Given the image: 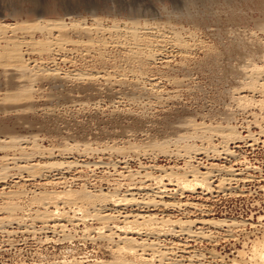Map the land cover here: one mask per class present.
I'll return each instance as SVG.
<instances>
[{
	"label": "rangeland",
	"instance_id": "rangeland-1",
	"mask_svg": "<svg viewBox=\"0 0 264 264\" xmlns=\"http://www.w3.org/2000/svg\"><path fill=\"white\" fill-rule=\"evenodd\" d=\"M34 4L45 10L35 9ZM0 15L3 17L0 18V40L7 42L0 43V49L9 52L13 48L12 53L21 51L23 58L7 60L13 58L10 56L4 61L5 58H0V139L8 142L11 138L36 140L40 151L54 153L50 162L65 160L86 166L65 174L68 188H56L54 182L59 177L54 175L44 181L20 182L12 177L16 170L8 171L7 175L12 176L6 183L14 186L18 182L19 187L5 191L24 189L28 194L22 193L24 197L21 195V199L13 201L26 212L18 211L19 218H34L35 211L28 210L34 203L32 192L35 191L45 194L49 189L46 194H58L72 188L75 192L112 193L115 186L125 190L131 181L120 179L116 169L111 168L116 164L118 171H125L119 168L124 166L123 160L129 161V170L133 173L153 164L182 168L184 157L168 158L153 151L155 144L172 143L185 134L194 137L190 144L202 147L203 142L192 134L208 127L209 130L218 126L227 130L228 125L243 137L249 133L259 137L258 144L251 147L250 141L230 143L236 161L234 158L214 160L201 154L192 161L202 163L203 172L210 166L234 167L238 162L249 163L256 169L251 174L253 181L239 187L233 185L232 193L227 192L226 196L214 194L209 198L200 194V190L186 193L184 200L198 204L200 211L192 209L193 213L184 217L225 220L243 226L237 240L221 237L218 243L191 241L189 246L196 254L205 256L202 264H233L240 262L239 252H248L251 247L248 237L251 242L256 237L261 240L264 232V108L261 106L264 94L252 92L247 87L246 76L252 68L264 72V0H0ZM56 21L63 23V32L50 25ZM14 24L22 30L19 27L15 33L4 32L3 26ZM136 25L155 27L153 31L144 30L148 33L143 40L163 48L146 50L139 43L146 52L134 60L128 49L133 45L123 34ZM173 34L188 48H176ZM97 38L111 42L99 46L101 49L98 47L102 55L87 47ZM57 39L66 45L53 46L48 55L39 52L40 43H55ZM114 41L121 43L117 46ZM14 65H19L22 73L26 65L30 72L26 75L29 78L31 75V80L25 74L21 78L20 69ZM78 74L92 75L90 77L97 80L75 77ZM103 74H108L110 81L113 79L111 83L103 80ZM262 74L260 82H264ZM243 95L249 98L251 108L237 99ZM188 123H192L191 127ZM192 126L198 127V131ZM169 147V151L175 149ZM117 148L121 154L111 152ZM63 149L72 150L66 151V154L70 152L67 158L60 156V152L65 153ZM3 151H0L2 165L9 155ZM45 161L37 158L35 163ZM96 162L103 163V168L94 169ZM6 183L0 184V190L7 187ZM54 190L57 192L53 193ZM1 200L2 209L8 201ZM3 202L5 204H1ZM33 206L32 210L35 204ZM31 213L35 214L31 216ZM158 214L166 216L172 212L159 209ZM40 226L37 221L36 233L24 232L16 225L3 233L0 231V264H58L65 260L71 264H91L94 260L106 264L115 262L106 243L96 241L94 235L90 241L82 239L84 230L98 226L93 222L69 226L67 232L74 236L69 243L57 241L58 236L52 233L37 231Z\"/></svg>",
	"mask_w": 264,
	"mask_h": 264
},
{
	"label": "bare ground",
	"instance_id": "bare-ground-1",
	"mask_svg": "<svg viewBox=\"0 0 264 264\" xmlns=\"http://www.w3.org/2000/svg\"><path fill=\"white\" fill-rule=\"evenodd\" d=\"M34 5H35L34 7L35 9L40 8L41 10H45V7L43 6H38L36 4ZM0 18L3 17L0 15ZM50 25H53L56 28L61 29V31L62 29L65 28L63 23L59 21H56L55 23H52ZM3 27L5 28V29L3 28L5 30L4 31L5 33H15L20 26L18 24L17 25L14 24V25H6V27L5 26ZM142 27L139 28L136 25L134 27L132 26L131 28H127L125 32L124 30H122L124 32V34L123 32L122 34L124 35V37H126V39L124 37L123 38L125 40L130 41V45L131 44L133 45L132 47L130 46V48L128 49L130 51L129 53L131 54L130 56H132L134 60L138 59V57H143V55L145 54L143 52L144 51L146 52V50L152 48L154 49L157 47L160 48V46L154 44V42L146 41L147 39L143 40V38L147 36L144 35L148 33L146 32L147 29L153 31L155 27L154 28L153 27L142 28ZM43 28L45 27L43 26ZM145 29L146 31H144ZM121 37L119 38L123 39ZM172 39L174 43L173 45H175L176 43L178 46H180L177 47L176 45V48H183V49L188 48V45H186L185 42H181L180 37H178L177 35H175L174 38ZM3 41L0 40V43L1 44L7 43ZM92 41L93 44L91 43V46H87V47H89L90 50L93 48L91 51L97 52L98 55H102L98 52L99 46L101 47L107 46L106 44L111 43V42L110 43L105 42L104 40L102 41L100 38H97L95 40L93 39ZM60 42H58L57 39V42L55 43L49 41L44 42L42 44L40 43L39 44L40 46L38 47H40L42 50H40L39 52L42 51V54L45 53L48 55L52 52L53 46L57 45V47L62 48L63 45H66V43L63 44ZM126 42L127 41H125V44L127 46ZM86 43H90V42H86ZM86 43H84V45H86ZM120 43L121 42L119 41H116V43L114 41V44H116L117 46ZM139 43H141L147 49L146 50L142 49ZM4 47H6V45ZM101 47L99 48L101 49ZM162 48L163 46L159 50H161ZM3 49L5 48L0 49L1 50L0 58H5L3 59V61L6 60V57L9 58L10 56L13 58L7 60H12V59L19 60L22 58V53H20L21 51L12 53L11 51L13 50V48L12 50H9V52L5 51L6 49L3 51ZM14 50L16 49L14 48ZM152 50L150 52H152ZM152 56H154V54L148 57H152ZM22 64H24V61ZM14 66L15 68H19V65H14ZM24 67L25 69L22 68L23 73L19 68L20 74L22 73L21 74L22 76L20 74L19 76L22 78L23 74H25V76L29 78V76L26 75V73L30 74V72H27L28 69H26V65ZM249 71L251 72L248 74V76H246L247 77L246 79L248 80L246 83L247 87L252 89V92L254 93L256 92L257 94H259L257 91H260V93L264 94V82H260L263 81L261 79L262 78L261 75H263L262 73L264 72L261 73V70L259 68L258 69L252 68L251 70L249 69ZM243 74L245 75V73ZM90 76H85V74L84 75L78 74L75 77L89 78L87 79V81L91 79H95ZM104 76L101 75V77H103V80L105 79L107 83L108 82L111 83L113 79L110 81V77H108L109 76L108 74L107 76L106 75ZM30 78H32L31 75ZM58 78H60V76H58ZM25 90H28V88ZM25 93H29V91H26ZM240 96L237 99L243 101V103L246 102L248 104V105L246 104L247 107L248 106L250 107L251 105L249 102L250 101L249 98L245 95H243L242 97ZM261 99L263 100V98ZM253 102L254 100L252 101V103ZM246 105L242 106L243 110L244 107H246ZM261 106L262 108H264V100L262 101ZM191 124H189V126ZM193 125L195 126V124ZM185 126L187 125H184V127ZM227 127H228L227 130H225L224 127L222 128L218 126L217 128L214 127L215 129L212 128V130H209L210 128L208 127V130H206L207 129L206 128L204 130L198 131V127L195 128L192 126L193 129L195 128L198 131L192 135H194L196 139H199L200 141L203 142L204 145L202 147L196 146L193 143L190 144L189 141L194 137L191 135L184 136L185 134L184 135L182 134V136L178 138L176 137V140L173 141L172 143L167 142L168 143V144L166 143L167 145L155 144V149L152 148L153 151L157 150L162 155L164 154L168 156V158L173 156L176 158L184 157L183 158L184 165L182 168L179 166L165 168L153 164L141 168V171L133 173L132 171L129 170L130 169V167L128 166L129 161L127 162V160H123V162L121 163H123L124 166L119 167L125 171H118L117 169L118 166L116 164H113L112 166L110 165L111 168L116 169L114 171L116 172V174H118L120 179L131 181L129 185L127 184L128 186L126 187L125 190H123L122 188L121 190L117 186H115V188H113L114 191L112 193L111 192L106 193L103 190H99V191L85 190L81 192H75L74 190H72V188L63 191L62 193L58 192V194H49V192L46 194V192L49 190V189L47 190V188L45 189V191L47 190L45 194H43L42 191H41L42 194L40 192L37 193L36 191L32 192L33 195L32 198L34 199L33 200L34 203L30 205L27 202V204L30 205L29 206L30 208L28 207L29 208L28 212L35 211L36 214L31 213V216L33 214H35V216H33L34 218H30V219L29 218L25 219L24 217L19 218L18 214L24 213L25 211L23 212L21 211L23 206L22 208H20L21 210L17 208L18 206H15L16 205L15 202L19 200L17 198H20L22 193L25 194V192H23L24 189L22 191L21 189H18L16 191L13 190L7 192L5 191L7 189H12V187L14 186H15L14 188L19 187L18 182L14 183L13 184L14 186L10 185L11 183L9 184L6 183L7 180H10L9 176H12V175L9 176L7 175L8 171L16 170L17 172L12 177H14V179L19 180L20 182L21 181L31 182L39 179L44 181L46 179H50L54 175L59 177L57 178L58 180L54 182L56 188L57 186H64L66 188L67 183L69 181L68 182L66 181L65 174L73 169L86 168V166H81L79 165V163L77 164L74 162H65V160L64 162L59 161L61 163H58L57 161L56 163L50 162V159L52 160L51 157H53L54 153L40 151L39 150L40 147L38 148L36 144V140L29 141L25 139L11 138L8 142L0 139V151L7 150L3 152H9V155H7L3 159L5 164L4 165L0 164L2 166L0 168V184L6 183L7 185V187H3L0 190V199L6 200V202L8 201V203H6L5 208L2 209L0 208L1 209L0 231L1 233H3L7 231V229H9L10 227L13 228V226L16 225L19 226L18 228L24 229V232L36 233L35 223H37L38 221L41 224L40 226L41 228L37 231H40L42 233H52L54 236L55 235L58 236V237L56 236L58 238V240L56 239L57 241L68 242L70 240L73 241L74 239V236L72 234H68L67 232L68 230L67 228L69 226L77 227L79 225L86 224L87 222H93L98 226L96 228L92 227V229L84 230L83 231L84 238L82 239L85 241L88 240L90 241L92 236L94 235L93 238H95L96 241L98 240L106 243L108 245L107 248L112 252L113 257L115 259V262L111 264H202L203 262L202 260L204 259L205 256L201 254H196L194 251H192L190 248L191 245L189 246V242L194 241L195 243H197L198 241L199 242L210 241V242L218 243L221 237H224V239L227 238L236 239L239 237L238 234L243 225L241 226L238 223L228 222L225 220L216 221L207 218L192 219L189 217H184L185 214H189L190 212L193 213L192 209L200 211L198 204L190 202L187 199L184 200V198L187 197L185 196V194L196 193L200 190L201 192V193L199 192L200 194L205 195L207 197L209 196V198L214 194L225 195L227 192L229 193L233 191L232 190L233 185L235 186L238 185L239 187L243 183L253 181L251 180L253 179L252 178L253 175L251 176V174H253L256 171V169L253 168L252 165L250 166L249 163L247 164L245 162L237 161L238 163L235 164L234 167L233 166L225 167V166L216 165V166H210L208 169H205L206 171L203 172L200 167L202 163L194 164L195 162L192 161L197 155L200 154L214 160L229 159V158H234L233 160H235L234 152H231L229 148L230 143L241 142V141H245V142L247 141L246 143H248V141H250V143L252 144H250L249 146L253 147L260 140L259 137L256 138L251 133L243 137V135L241 136L242 133L236 132L232 127H229L228 125ZM215 141H217L219 145L217 143L215 144ZM192 144L194 146H192ZM169 146H173L175 147V149L173 151H169L170 149H167L170 148ZM71 148L72 150L75 149L73 147ZM144 149L146 150V147H144ZM72 150L63 149V152L65 153L60 152V156L67 158L68 153L70 152L66 154V151H72ZM118 150L119 149L117 148L116 150H112L111 152L114 151L116 153H120ZM158 154H156V157ZM37 158L45 159L46 161L44 164H38V163L36 164L35 160H37ZM191 162L194 163L191 164ZM202 167L204 168V166ZM93 168L94 169L103 168V163L96 162ZM73 181H75V179ZM115 184L116 183L113 184V187ZM48 185H50V183H48ZM120 186L121 185H119V187ZM262 189L264 190V188ZM78 191H80V189ZM56 192L54 190L53 193ZM1 204H5V202ZM34 204H35V208L34 210H32ZM159 209L169 210L172 212V214L166 216L158 214ZM18 211L21 212L18 213ZM173 213L180 214L182 217H178L177 215L173 216ZM21 215L23 216V214ZM219 231H223L225 234L223 235L222 233H219ZM248 241H250V245H251V247L248 250H246L248 252L245 251L239 252L238 257H240V262L235 261L233 264H264V232L262 234L261 240L256 237L255 240L251 242V237H248ZM58 264H71V263H68V261L65 260L63 262H59ZM91 264H106V263L99 262V260L98 262L94 260V262Z\"/></svg>",
	"mask_w": 264,
	"mask_h": 264
}]
</instances>
